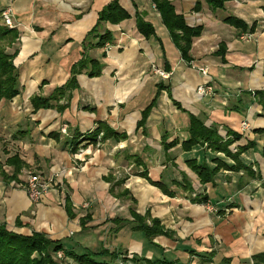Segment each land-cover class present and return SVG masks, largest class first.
<instances>
[{
    "label": "crops",
    "instance_id": "1",
    "mask_svg": "<svg viewBox=\"0 0 264 264\" xmlns=\"http://www.w3.org/2000/svg\"><path fill=\"white\" fill-rule=\"evenodd\" d=\"M114 1L129 18L117 25L104 24L115 41L106 48L105 58L103 49L85 51L88 58L104 64L101 75L78 74V87L62 113L53 108L32 112V96L48 97L66 83L98 13ZM169 1L189 27H202L192 41L188 64L151 0H0V13L10 8L19 33L7 50L16 51L19 94L0 101V161L17 155L26 165L17 181L0 178V225L8 231L41 233L76 254L107 250L177 264L187 263L188 251L215 249L216 264L222 259L252 264L251 257L264 252V133H256L264 130V107L249 94L264 91V0H233L216 10L204 0ZM197 2L200 10L194 11ZM137 14L152 24L154 34L149 38L136 31ZM228 17L243 27L226 23ZM244 34L251 39H240ZM151 66L164 70L167 78L160 79ZM200 67L208 69L207 76L197 70ZM204 83L212 92L200 96L196 89ZM159 84L169 88L170 95L161 90L144 125L137 128ZM189 114L201 118L206 127H217L223 139L227 130L239 134L228 147L232 153L248 142L255 144L239 160L257 177L245 176L244 170L221 171L212 185H204L205 205L223 204L218 215L203 204L181 201L187 194L180 188V195L170 198L145 178L131 175L145 171L150 179L171 185L181 183L183 174L196 189L201 184L186 161H205L213 167L212 159L217 158L233 164L222 153L181 149L189 137ZM244 121L249 125L246 131L241 129ZM100 123L126 137L102 141L100 133L95 144L82 142ZM63 126L65 135L60 131ZM73 141L78 145L75 153ZM4 170L10 174L12 169ZM54 172H59L58 188L31 202L25 192L28 173ZM123 192L126 196H118ZM130 210L140 216L149 210L152 218L174 232L172 238L157 236L150 242L133 229Z\"/></svg>",
    "mask_w": 264,
    "mask_h": 264
},
{
    "label": "trees",
    "instance_id": "2",
    "mask_svg": "<svg viewBox=\"0 0 264 264\" xmlns=\"http://www.w3.org/2000/svg\"><path fill=\"white\" fill-rule=\"evenodd\" d=\"M230 1L233 0H204L207 6L212 10L222 9L224 5ZM151 2L154 4L156 11L159 13L161 23L168 31L169 36L175 47L178 49L182 60L188 64L190 62L189 51L191 49L192 41L194 38L200 36L202 27H189L186 24L184 17L175 12L173 5L168 0H151ZM193 10H200L199 2L195 4ZM128 18V13L122 9L116 1L105 5L98 13V19L95 26L87 33L85 39L83 40L82 57L71 66L70 76L66 83L63 86L54 89L48 97L40 95L32 96L29 100L32 112H36L39 109L53 108L62 113L69 106L71 92L78 87L76 81V76L78 74L85 73L90 78L100 76L104 64L99 60L88 58L85 51L88 48L103 49L101 57L105 58V47L112 45L115 41L110 32L103 29L104 24L109 23L117 25ZM224 21L235 27H243L242 22L233 17H228ZM135 27L136 31L144 38H149L154 34L152 24L144 21L138 16V14L135 16ZM18 38V31L14 28L4 26L0 20V101H9L19 94L18 74L13 63L16 51L8 53L5 48L6 46L11 47ZM4 44L6 46H4ZM164 89L165 88L162 85H157V93L151 103L141 112V120L137 123V128L144 125L148 114L155 105L159 92ZM254 95L258 98L260 105L264 106V91L254 92ZM61 101L66 102V104H59ZM187 132L189 135L188 139L181 143V149L184 152H189L193 147L206 144L210 151L222 153L233 161L232 165H228L215 158L212 159V162L214 163L213 167L209 166L205 161L199 163L196 160L186 161L187 168L197 176L201 185H212L216 174L221 169L234 172L244 170L245 174L250 178L254 177L251 168L245 167L239 160V156L242 153L255 146L253 142H248L246 146L239 147L236 152L232 153L228 147L235 139L239 138V134L231 130H227V138L223 139L217 133L216 127H206L201 118L190 114ZM100 133L102 134V141H105L106 139L119 141L120 139H124L126 137L124 134H118L106 125L100 123L94 131L84 137L82 142L95 144ZM256 133H264V130H258ZM76 137L79 138L81 136L77 134ZM171 145L172 144H169L168 146L170 147ZM77 146L78 145L73 141L71 153H75L77 151ZM164 148H166V146H164ZM261 154L264 157V147L262 148ZM135 161L140 163L138 158H135ZM4 167H11V173H7L4 170ZM23 167H26V165L18 158L17 155L8 157L4 163L0 161V178L6 182L17 181V176L20 174ZM140 176L145 178L151 185L161 190L165 195L174 197V192L167 189L164 183L160 180L154 181L150 179L146 172L140 173ZM122 182L123 180L117 182V185H120ZM172 184L182 190L188 192L192 191L191 183L183 174L181 183L173 182ZM122 195L126 196L124 192L118 194V196ZM207 202V196L191 199V203L196 204H207ZM67 213L69 217L72 216L68 206ZM130 215L136 224L133 229L135 231L142 232L146 239L150 242L157 236L172 238L173 233L165 229L158 219L151 218L148 211L143 216H140L133 210H130ZM81 224L84 226V222ZM57 252H62L66 259H71L77 264H114V262H111V259H115L117 256L114 251L109 252L107 250H99L97 252L85 250L81 254H76L72 250H65L60 242L51 241L41 233H32L29 236H25L8 231L5 225H0V264H66L63 261L56 262L52 259L53 255ZM105 257H110L111 259L104 260ZM212 257L213 254H210L209 258L212 259ZM252 260L253 264H264V252L253 255ZM132 261L133 264L179 263L176 262V260H151L135 255H133L131 262ZM223 263L230 264V261L223 260Z\"/></svg>",
    "mask_w": 264,
    "mask_h": 264
},
{
    "label": "rangeland",
    "instance_id": "3",
    "mask_svg": "<svg viewBox=\"0 0 264 264\" xmlns=\"http://www.w3.org/2000/svg\"><path fill=\"white\" fill-rule=\"evenodd\" d=\"M169 1V0H168ZM0 20H1V18H0ZM1 23L3 24V22L1 21ZM12 24H13V22H12ZM4 26H6L5 24H3ZM14 27V24L12 25V27H8V28H13ZM168 32V31H167ZM17 42V41H16ZM15 42V43H16ZM14 43V44H15ZM13 44V45H14ZM12 45V46H13ZM4 46H6L5 44H4ZM12 46L11 47H5L6 48V51L7 50H9L10 48H12ZM108 46H106L105 47V49L104 50H106V48H107ZM159 70L158 68H156L155 66H151V71L156 75V76H158V77H160V79H162V80H164L165 78H167V74H166V72L163 70H159V71H161V72H163L164 74H165V76L166 77H161L160 75H158L157 73H155V70ZM208 85H209V83H207ZM161 85V84H160ZM163 86V85H162ZM164 87V86H163ZM165 88V87H164ZM167 89V93L170 95V92H169V88H165L164 89V91ZM161 92V91H160ZM160 92H159V94H160ZM212 92V91H211ZM249 94L252 96V97H255V95H254V92H249ZM264 107V106H263ZM244 122H246V121H244ZM247 123V122H246ZM216 129H217V133H218V128L216 127ZM241 129L243 130V131H246V130H248L249 129V125H248V123H247V126L246 127H244V129H243V127L241 126ZM196 147H198V148H200V149H202L203 151H208L209 149H208V147L206 146V144H203L202 146H196ZM210 152H212V151H210ZM213 153V152H212ZM225 156V155H224ZM226 157V156H225ZM0 158L2 159L3 157L2 156H0ZM227 158V157H226ZM221 171H227V170H220L217 174H216V176H215V178L218 176V174L221 172ZM143 172H145V171H143ZM192 172V171H191ZM193 173V172H192ZM233 173H235V172H233ZM253 174H254V177H257V175L253 172ZM131 175H136V176H140V173H138V172H131ZM245 176H248V175H246L245 174ZM141 177V176H140ZM249 177V176H248ZM214 178V179H215ZM243 178V177H242ZM165 185V184H164ZM166 187H167V189H169V190H172L173 192H175L174 194L176 195V194H179L178 193V188L174 185V184H172L171 183V185L169 184V185H165ZM174 186H175V188H174ZM181 189V188H180ZM161 191V190H160ZM181 191L183 192V194H187L185 197H183L182 199H181V201H184V200H186L187 201V204H196V203H191V199H194V198H201V197H203V196H207L206 194H207V189L205 188V186L204 185H201V186H199V188H196V189H193L192 188V191L191 192H188V191H185V190H182L181 189ZM180 195V194H179ZM168 197H170V196H168ZM170 198H173V197H170ZM208 203V202H207ZM197 205H200V204H197ZM203 205H205V204H203ZM206 206V205H205ZM208 206V210L211 212V213H213V214H217L218 215V213L221 211V209L220 208H222L223 207V204L222 205H212V204H208L207 205ZM206 206V207H207ZM228 206V205H227ZM148 212H149V214H150V211L149 210H147ZM146 211V212H147ZM145 212V213H146ZM152 218V217H151ZM164 226V225H163ZM165 227V226H164ZM166 229V228H165ZM168 230V229H167ZM170 231V230H169ZM173 234H174V232H172ZM176 235V234H175ZM176 238V237H175ZM208 250H209V248H208ZM215 250V249H214ZM214 250H210V251H207V252H199V253H196L195 251H188L187 252V254H188V261H187V263H185V264H216L215 262H213V258L215 257V251ZM262 253V252H261ZM115 254L117 255L116 256V258L115 259H111L110 257H105L107 260H110L111 259V262H117V261H119V262H121V263H132L133 264V261L131 262V260H132V258H133V256H132V258L129 260V258H127L129 255H126L125 253H121V252H115ZM196 254V255H195ZM210 254H213V257H212V259H210L209 257H210ZM166 257H168V255L166 256ZM52 259L54 260V261H56V262H61V261H63L64 263H66V264H70V262L72 261L71 259H66L65 257H62V258H58V257H56L55 255H53V257H52ZM209 260V261H208ZM227 260V259H226ZM227 261H229V260H227ZM75 263V262H74ZM251 263L253 264V260H252V257H251ZM77 264V263H76ZM220 264H225V263H223V259L221 260V263Z\"/></svg>",
    "mask_w": 264,
    "mask_h": 264
},
{
    "label": "built area",
    "instance_id": "4",
    "mask_svg": "<svg viewBox=\"0 0 264 264\" xmlns=\"http://www.w3.org/2000/svg\"><path fill=\"white\" fill-rule=\"evenodd\" d=\"M0 18L3 24H5L7 27H12V20H11V10L9 7L5 8L0 13ZM242 40H249L251 39V35L244 34L240 37ZM203 76H207L208 69L206 67H200L197 69ZM155 73L160 75L161 77H166L165 74L159 70H155ZM212 91V87L209 86L207 83L201 84L197 87L196 92L200 96H206L210 95ZM241 126L246 127L247 123L242 122ZM61 133L64 135L66 134V127L63 126L60 129ZM59 176V172H54L50 176H41L39 174L34 173H28L27 181L25 185V192L29 198V200L33 203L39 202L45 195H47L50 191L58 188L59 184L57 182V178ZM56 257L62 258L64 257L62 252H57L55 254ZM129 260L132 258V256H128ZM114 264H132V263H121L119 261L114 262Z\"/></svg>",
    "mask_w": 264,
    "mask_h": 264
}]
</instances>
